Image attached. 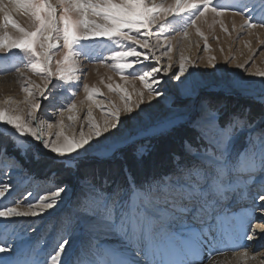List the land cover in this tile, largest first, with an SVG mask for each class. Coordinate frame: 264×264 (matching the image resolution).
I'll return each mask as SVG.
<instances>
[{
    "label": "rangeland",
    "instance_id": "obj_1",
    "mask_svg": "<svg viewBox=\"0 0 264 264\" xmlns=\"http://www.w3.org/2000/svg\"><path fill=\"white\" fill-rule=\"evenodd\" d=\"M146 2L167 6L175 0ZM47 3L59 13L58 0H47ZM211 6L224 10L220 15L208 11L203 17L189 12L168 17L141 33L130 31L129 34L147 40L149 45L150 59L141 58L134 71L117 69L115 65L124 61L111 57L113 52L130 46L146 51L138 45L119 37L98 38L79 40L71 50H66L62 32L55 31L50 40L55 47L49 49V60L45 62L51 75L32 70L30 65L35 58L30 53L20 49L4 51L3 41L19 39L24 33L0 15V109L8 115L20 116L21 122L36 128L43 139L61 141L64 136L78 139L81 133L94 135L93 126H103L108 119L106 113L113 109H120L122 114L116 129L94 137L78 152L64 157L45 148L42 140H34L30 135L20 138L11 125L0 121V191H5L0 197V210L15 207L20 212L38 211L36 207L29 209V204L36 205L41 196L47 197L57 188H66L57 205L42 215L0 217V246L9 249L7 253H0V261L101 264L105 250L119 249L126 251L135 264H152L151 256H135L133 242L97 225L91 210L92 201L97 197L125 203L132 190L130 185L134 184L128 175L122 183L110 176H96L94 180L74 179V185L69 186L58 182L54 171L39 178L24 164L32 159L62 160L67 164L78 160L100 166V162L115 159L122 151H133L137 159L143 160L153 149L152 141L156 137L188 126L197 139L193 144L184 142V156L182 160L174 157L172 173L160 178L155 174L148 177L147 183L135 184L137 189H143L163 181L172 188L182 185L186 191H191L190 196L177 199L176 207L170 209L173 215L168 221L169 228L177 233L178 239L171 245L165 264H208L219 254L228 252H238V264H262L264 228L258 226H264L261 211L264 210L261 199L264 197V160L260 151L264 143V107L261 115L253 117L239 99L257 100L264 106V77L256 75L264 72V0H213ZM0 7L25 32L36 30L38 22L31 12L18 8L13 0H0ZM92 19L103 22L101 17ZM192 20H196L194 25ZM246 20L255 27H248ZM59 27L62 29V24ZM66 52L67 60L64 59ZM181 62L188 71L177 82L173 77ZM241 64L244 67H239ZM170 65L169 74L163 76L159 86L164 95L147 102V84L151 79L141 81L140 76L152 67L163 70ZM58 68L64 70L63 80L59 79ZM69 68L72 70L68 71ZM46 86L48 91L41 99V91ZM92 89L97 93L89 100ZM141 93L145 102L137 108ZM126 102L133 108L131 114L123 113ZM73 103L75 107L69 110L68 105ZM202 110L216 112L221 124H233L231 143L227 154H223L227 165L222 171L214 162L222 157L221 150L203 138L194 126V118ZM173 112L182 117L174 126L138 137L133 143H121L122 137L133 135ZM70 115L74 119L69 120ZM21 139L25 144L23 149L15 142ZM253 157L251 167L238 168L239 160ZM189 170L199 174L196 181L189 178ZM5 184L9 185L7 190ZM191 184H197V190L188 189ZM248 236L253 238L249 240ZM64 240H68L65 251L60 259L53 260L59 243ZM235 246L237 248L230 251Z\"/></svg>",
    "mask_w": 264,
    "mask_h": 264
},
{
    "label": "snow or ice",
    "instance_id": "obj_2",
    "mask_svg": "<svg viewBox=\"0 0 264 264\" xmlns=\"http://www.w3.org/2000/svg\"><path fill=\"white\" fill-rule=\"evenodd\" d=\"M213 0H175L173 4L163 6L158 4H148L146 0H58L60 11L57 13L56 8L47 3V0H13V3L18 8H23L25 11H30L31 15L38 22L35 31H27L21 28L7 11H4V20L18 28L24 35L12 41H3L4 51L10 49H20L26 51L34 57V62L30 65L33 71L39 73L48 72L45 62L49 60V49L55 47L50 43V40L55 31L62 32L63 47L66 50H71L73 44L79 40H89L105 38L112 40L119 37L122 40L132 42L146 51H138L136 47H128L126 50L115 51L112 53L111 59L123 60V63H118L115 67L119 70H135L138 62L143 58L144 61L150 59L148 55L149 45L147 40L137 39L129 34L130 31L141 33L143 30H148L152 25L158 22L165 21L168 17L181 16L191 12L192 15L199 13V17H203L206 12L211 11L216 15H220L224 9L211 6ZM3 11V9H0ZM72 13L73 15H70ZM156 14H159L157 16ZM92 17H101L103 22H97ZM197 17V18H199ZM194 25L196 20H192ZM248 27H255L250 21L244 22ZM62 24V29L59 25ZM127 30V31H126ZM39 38V40H38ZM208 47L207 44L204 45ZM64 59H68L67 52ZM183 60V58H182ZM239 67H244L243 64ZM169 68L152 67L150 71H145L140 76L141 81L151 79V83L147 84L148 96L147 102L153 101L154 98L162 97L164 93L160 90V85L163 83V76L169 74ZM72 69L69 68L68 71ZM61 72L59 79L63 80V69H57ZM188 71L184 62L179 65V70L173 77L179 82L184 74ZM264 77V72L256 73ZM71 77H69L70 79ZM48 91L47 86L41 91V99L45 98V93ZM121 92L124 89H120ZM97 93L96 89H92L88 94V99ZM128 97L125 100L128 101ZM144 97L141 93L138 98L136 107L144 103ZM104 107L103 105H99ZM75 105L69 104L71 110ZM37 110L40 108L39 102L36 104ZM133 108L126 102L123 108V113L131 114ZM29 115H32L29 113ZM108 119L103 126H93V133L85 136L81 133L80 137L69 138L64 136L63 140L43 139L41 133L27 123L21 122V117L18 115H8L3 109H0V121L7 125H11L15 133L20 138L30 135L34 140L43 141V145L57 156H69L78 152L85 145L92 142L95 138L101 137L104 133H109L111 129H116L121 122V110L113 109L106 113ZM69 120L74 119L73 116L68 117ZM182 119L173 112L172 115L163 117L160 121L152 125L142 128L133 135L122 137L121 143H133L138 137L149 136L155 134L160 128L174 126L177 120ZM194 126L200 130L203 138H206L210 143L216 145L222 152V157L217 158L215 163L220 165V171L227 165V161L223 159V154H227L231 137L233 135V124H221L219 116L214 111H201V114L194 118ZM59 135V134H58ZM17 147L23 149L24 142L15 140ZM113 147V151L115 150ZM142 152L143 149H140ZM261 158L264 160V143L260 145ZM255 158L251 160L245 158L237 162L240 169H246L254 164ZM70 165V162H69ZM198 173L192 170L188 171L190 179L196 181ZM131 193L129 199L125 203L120 204L116 201L109 200L108 197H97L93 199L92 211L96 216V224L110 231H114L130 242H133L136 247L134 249L135 256H151L152 264H165V260L170 253V247L178 237L177 233L169 228L168 221L173 215L170 209L176 207L177 199H183L185 195H191V191H186L185 186H177L172 188L169 184L163 181L154 182L144 187L137 189L135 184L130 185ZM5 190L9 188L8 184L4 185ZM190 190H197V184L187 186ZM66 188L60 187L53 191L50 196H41L36 205L29 204V209L38 208V211L20 212L15 207H6L0 210V217H20L42 215L47 210L53 209L59 202ZM5 195V191H0V197ZM264 200V197H261ZM186 211L187 209H183ZM264 212V210H261ZM264 228V226H258ZM253 237L248 236L251 240ZM186 243V240L183 241ZM68 240L59 243V250L52 257L53 260H58L61 253L65 251ZM8 248L0 246V253H7ZM0 264H10L9 261L3 259ZM101 264H135V261H130L128 253L119 249H107L104 252V259ZM264 264V261H262Z\"/></svg>",
    "mask_w": 264,
    "mask_h": 264
},
{
    "label": "trees",
    "instance_id": "obj_3",
    "mask_svg": "<svg viewBox=\"0 0 264 264\" xmlns=\"http://www.w3.org/2000/svg\"><path fill=\"white\" fill-rule=\"evenodd\" d=\"M239 100L253 113V117L263 113L262 102L249 98H240ZM159 137L152 141L153 149L149 156L143 160L137 159L133 155V151L128 153L122 151L115 159L100 162V166H97L99 164L93 165V162L84 163L78 160H71L69 165L62 160L42 162L43 160L33 159L24 166L39 178L47 177L51 171H54L56 180L69 186L74 185V179L94 180L93 178L96 176H110L122 183L126 175L129 176L132 183L141 186L140 184L147 183L149 176L154 177L157 174L156 176L160 178L171 174L174 170L172 163L174 157L179 156L182 160V156H184V142L193 144L197 139L194 130L188 126L174 128Z\"/></svg>",
    "mask_w": 264,
    "mask_h": 264
},
{
    "label": "bare ground",
    "instance_id": "obj_4",
    "mask_svg": "<svg viewBox=\"0 0 264 264\" xmlns=\"http://www.w3.org/2000/svg\"><path fill=\"white\" fill-rule=\"evenodd\" d=\"M0 9H3V11H0V15H4V8L0 7ZM244 217H246V216H244ZM235 248H237V246L230 249V251H232ZM228 253L227 254H224V253L219 254L218 256H216V258L212 259L208 264H238L240 261V257L238 255V252L229 253V254Z\"/></svg>",
    "mask_w": 264,
    "mask_h": 264
}]
</instances>
